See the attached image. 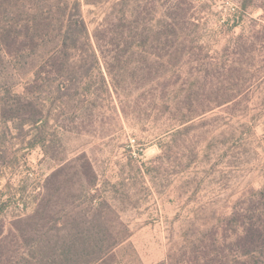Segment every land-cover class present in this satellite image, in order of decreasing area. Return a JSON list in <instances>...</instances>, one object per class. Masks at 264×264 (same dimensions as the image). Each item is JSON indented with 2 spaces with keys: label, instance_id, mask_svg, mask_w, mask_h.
<instances>
[{
  "label": "rangeland",
  "instance_id": "obj_1",
  "mask_svg": "<svg viewBox=\"0 0 264 264\" xmlns=\"http://www.w3.org/2000/svg\"><path fill=\"white\" fill-rule=\"evenodd\" d=\"M75 1L91 35L121 18L123 24L155 26L167 8L178 7L186 16L181 71L203 79L195 85L193 103L185 90L181 111L170 112L163 100L155 102L150 82L140 88L128 78L117 90L101 58L89 95L51 102L44 99L50 84L37 92L49 119L48 140L28 155L31 136L5 121L0 109V204L5 203L0 225L9 264L22 261L28 227L23 218L38 204H46V214L62 227L66 217L84 211L90 197L97 210L131 231L117 250L118 264H159L175 253L184 254V264H252L232 245L237 227L225 224L235 211L246 209L256 220L264 203L257 195L264 190V42L257 41L254 49L236 48L238 36L261 30L263 0H255L236 26L241 0H46L45 15L55 5L51 30L44 31L47 49L65 19L60 8ZM2 13L11 10L3 5L0 19ZM27 18L25 12L22 19ZM20 29L21 24L15 26L13 35L23 34ZM103 37L123 43L133 34ZM1 48L0 87L10 85L16 73L14 90L24 91L30 66L23 68L21 58ZM33 56L36 65L45 62L43 48ZM207 105L214 108L194 115ZM176 113L190 116L182 125L188 130L177 136L183 116ZM112 227L123 230L117 221Z\"/></svg>",
  "mask_w": 264,
  "mask_h": 264
},
{
  "label": "trees",
  "instance_id": "obj_2",
  "mask_svg": "<svg viewBox=\"0 0 264 264\" xmlns=\"http://www.w3.org/2000/svg\"><path fill=\"white\" fill-rule=\"evenodd\" d=\"M46 4V0H0V6L4 5L11 10V14L2 13L3 17L0 19L1 50L13 58H21L23 68L30 66L24 73L30 70L33 72L22 92L14 90L13 81L17 77L20 78L16 73L11 74L10 85L0 87V109L3 119L14 122L17 125L15 128L24 132L26 137L31 136L27 143V155L32 149L44 146L48 140L49 119H44L41 106L43 102L36 97L37 92L46 84H50V90L44 99H51V102L56 100L68 102L72 98L89 95L92 93L94 75L101 71V58L105 61L107 72L117 90L122 85V80L132 78L140 88H144V84L150 82L155 102L163 100L170 112L174 108L181 111L183 98L186 96L185 90H188L186 98L189 104L193 103L195 85L203 77L195 73L185 76L181 71L185 50V43L181 37L182 23L186 16L178 7L167 8L155 26L123 24L121 18L111 27L99 28L91 35L79 1L71 5L66 3L65 7L58 4L65 19L58 33L50 40L51 45L47 49L49 45L44 31L51 30L55 5L51 3L50 14L45 15ZM254 5L255 0H241L242 14L235 19V26ZM261 7L264 9V0ZM25 12L28 16L27 21L22 19ZM262 19L264 22V15ZM19 24H21L19 33L23 34L13 35L15 26ZM259 25L261 30L255 31L251 37H245L244 34L238 36L236 48L249 46V49H254L257 41L264 42V23ZM108 32L132 33L133 39L123 43L114 39L105 42L103 34ZM151 34L155 35L154 39H149ZM138 35L139 38H135ZM42 48L46 56L45 62L36 65L33 55ZM160 50H164L165 53H159ZM77 55L79 59L75 60ZM162 68L163 73L160 71ZM188 83L191 84L190 87H187ZM213 108V105H207L194 115H203ZM176 115L178 118L183 116L180 118L181 126L189 121L190 116L179 113ZM188 128L182 126L174 135H181ZM257 195L260 202H263L264 190ZM87 199L84 211L76 217H66L62 224L60 223L62 227L50 213L46 214L48 210L46 204H38L32 214L23 218L28 226L23 235L25 243L21 246L24 255L19 257L22 261L16 264H118L117 250L128 241L131 231L119 219L106 217L102 210H97L93 205V197ZM4 208L5 203H1L0 215ZM246 211H235L227 218L225 225L229 228L237 227V236L232 242L237 253L248 258L247 261L252 264H260L264 260V203L259 207L256 220ZM115 221L122 225V231L115 232L112 229ZM99 226H104V229ZM3 232L0 225V264H9L11 258L7 248L4 249L6 238ZM216 244L213 238L211 245ZM198 257L194 255V260L196 261ZM185 260L184 254L175 253L170 254L168 260L159 264H184Z\"/></svg>",
  "mask_w": 264,
  "mask_h": 264
}]
</instances>
